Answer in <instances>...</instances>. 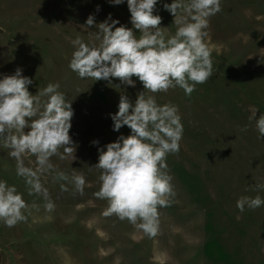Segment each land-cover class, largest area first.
Returning <instances> with one entry per match:
<instances>
[{
    "label": "rangeland",
    "instance_id": "374dc122",
    "mask_svg": "<svg viewBox=\"0 0 264 264\" xmlns=\"http://www.w3.org/2000/svg\"><path fill=\"white\" fill-rule=\"evenodd\" d=\"M172 2L157 0L154 12L167 35L177 28L163 7ZM109 14L117 27H133L127 0H0V79L20 68L33 81V95L59 83L74 110L69 135L76 144L74 160L56 155L52 170L38 172L46 198L29 195L16 159L0 142V180L14 185L28 205L26 221L9 228L0 220V264H264V205L246 206L243 213L236 206L241 196L264 199V190L250 187L264 184V138L255 119L249 121L254 108L257 118L264 114V0H221L206 29L213 74L191 95L179 87L147 93L158 105L177 106L183 125L179 152L166 158L175 196L158 209L153 238L127 220L105 217L108 202L94 195L100 189V171L93 167L99 149L131 134L126 125L114 131L111 115L121 94L134 103L143 85L136 77L135 87L116 78L81 79L69 68L71 41L77 35L95 41L97 29L84 27L88 16L98 24ZM23 163L38 169L34 155L25 154ZM58 172L69 181L57 180ZM74 174L85 178L82 195L71 182ZM49 199L53 211L45 209Z\"/></svg>",
    "mask_w": 264,
    "mask_h": 264
},
{
    "label": "clouds",
    "instance_id": "9594fccd",
    "mask_svg": "<svg viewBox=\"0 0 264 264\" xmlns=\"http://www.w3.org/2000/svg\"><path fill=\"white\" fill-rule=\"evenodd\" d=\"M120 5L124 0H109ZM157 0H127L132 28L108 18L96 24L89 15L84 27H95V41L85 43L77 35L71 41L75 50L69 68L81 79L108 81L112 78L121 85L135 87L133 77L143 85L133 103L127 95H120L118 111L111 115L113 130L128 126L131 134L121 135L115 142L99 149L98 177L100 189L94 195L108 202L105 217L115 215L127 220L149 238L158 234L160 207H168L175 196L172 177L168 174L166 158L177 154L183 136V125L178 108L172 104L158 105L154 95L179 87L191 95L197 84L206 83L213 74L211 51L205 43L209 18L221 11V0H173L164 9L173 16L177 26L174 35H167L160 27L162 17L154 14ZM133 29L139 30V38ZM32 79L17 68L12 75L0 79V142L9 149L8 155L17 161V175L24 177L29 195L41 194L47 198V189L40 182L38 172L53 169L50 158L75 159L76 144L69 132L74 116L72 103L58 91L59 83H49L35 95L29 90ZM120 87V85H117ZM258 109H252L249 121L255 119L259 138H264V114L257 118ZM29 129V131H25ZM247 131V125L241 129ZM97 144L98 141H93ZM63 149V154L60 153ZM36 157L38 169L25 167L23 156ZM57 180L69 181V176L58 172ZM76 191L84 192L82 174L71 177ZM62 191H67L64 184ZM264 190V184L250 186ZM264 205L260 195L241 196L237 208L255 210ZM28 205L14 185L0 180V220L11 228L26 221L24 210ZM49 199L47 211H53Z\"/></svg>",
    "mask_w": 264,
    "mask_h": 264
}]
</instances>
